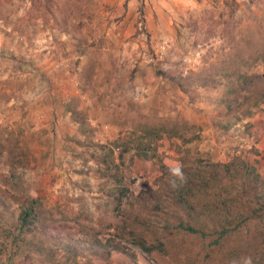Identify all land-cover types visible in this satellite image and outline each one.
Masks as SVG:
<instances>
[{"label": "rangeland", "instance_id": "374dc122", "mask_svg": "<svg viewBox=\"0 0 264 264\" xmlns=\"http://www.w3.org/2000/svg\"><path fill=\"white\" fill-rule=\"evenodd\" d=\"M232 160L264 179V0H0V264H264V220L173 229L169 166Z\"/></svg>", "mask_w": 264, "mask_h": 264}, {"label": "trees", "instance_id": "16d2710c", "mask_svg": "<svg viewBox=\"0 0 264 264\" xmlns=\"http://www.w3.org/2000/svg\"><path fill=\"white\" fill-rule=\"evenodd\" d=\"M30 1L32 3L33 0ZM34 1L42 6L43 1L48 4L51 0ZM48 8L47 5L45 9ZM245 78L250 77L241 73L237 75V79ZM251 112L252 109L248 107L244 115L248 116ZM159 131L167 136L179 135L177 129L172 131L161 127ZM146 135H151L155 139L162 136L154 129L147 130ZM155 156L154 152L143 151V158L151 159ZM216 166L213 174H199L196 182L186 178V183L179 185L177 195L180 199L177 198L175 203L183 210L181 213L184 219L181 217L173 225V229L208 241L206 248L210 252L221 247L225 238L240 232L249 222L256 219L264 220V190L261 193L264 179L260 178L255 167L251 166L242 173L234 160L218 163ZM32 215L34 211L31 207L22 211L19 217V231L28 225ZM142 248L149 251L152 246L142 243Z\"/></svg>", "mask_w": 264, "mask_h": 264}, {"label": "clouds", "instance_id": "9594fccd", "mask_svg": "<svg viewBox=\"0 0 264 264\" xmlns=\"http://www.w3.org/2000/svg\"><path fill=\"white\" fill-rule=\"evenodd\" d=\"M169 174L172 179H170L169 183L173 188L178 187L180 184L186 183V176L183 172L182 165L178 162L173 163L169 166ZM179 182V184L177 183ZM232 264H238L237 261H233ZM242 264H252L251 257H245L242 260Z\"/></svg>", "mask_w": 264, "mask_h": 264}]
</instances>
